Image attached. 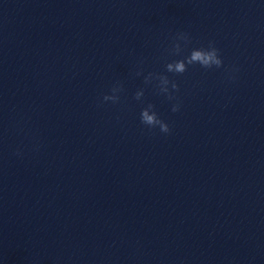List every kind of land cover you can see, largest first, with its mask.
I'll return each instance as SVG.
<instances>
[{
	"label": "clouds",
	"instance_id": "1",
	"mask_svg": "<svg viewBox=\"0 0 264 264\" xmlns=\"http://www.w3.org/2000/svg\"><path fill=\"white\" fill-rule=\"evenodd\" d=\"M179 41H183L186 47L191 43V38L188 33H177L173 37L172 46L168 49L170 55L180 56L182 54L183 48ZM196 64H199L204 69L221 68L223 66V59L220 50L215 45V41H209L207 47L192 48L189 54L183 56V58L166 63L165 69L168 73L182 75L188 70L189 66ZM236 70L238 69H234V71ZM141 74L142 70L136 72L137 76ZM230 79H234V77H230ZM154 81L157 82L155 86L159 94L166 95L169 100L177 99L169 90V85H171L173 91H179V85L175 80H170L165 74L152 72L144 77L145 85L152 84ZM123 91V84L117 83L111 88V94L103 95L102 100L104 102L111 101L113 104L119 103L121 99L120 94ZM142 97H144V89L138 90L134 96L137 101H140ZM171 110L172 112H178L180 110L179 102L173 104ZM140 119L141 123L150 129L159 127L161 133L168 134L171 132L169 124L159 117L154 104L148 103L146 107L142 108Z\"/></svg>",
	"mask_w": 264,
	"mask_h": 264
}]
</instances>
